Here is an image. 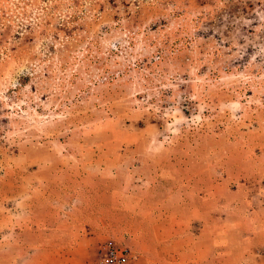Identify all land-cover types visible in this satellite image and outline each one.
Returning <instances> with one entry per match:
<instances>
[{
  "label": "rangeland",
  "instance_id": "1",
  "mask_svg": "<svg viewBox=\"0 0 264 264\" xmlns=\"http://www.w3.org/2000/svg\"><path fill=\"white\" fill-rule=\"evenodd\" d=\"M78 199L100 261L264 264V0H0V225Z\"/></svg>",
  "mask_w": 264,
  "mask_h": 264
},
{
  "label": "crops",
  "instance_id": "2",
  "mask_svg": "<svg viewBox=\"0 0 264 264\" xmlns=\"http://www.w3.org/2000/svg\"><path fill=\"white\" fill-rule=\"evenodd\" d=\"M17 200L16 203L24 202ZM78 203L80 206L65 211L56 210L54 223L48 222L50 214L44 216L36 209L26 210L23 217L15 210L8 225H0V229H7L0 232V264H100L95 238H87L84 233L82 217L86 209L81 200L78 199ZM258 210L264 218V206L257 207L254 212ZM3 221L0 217V223ZM262 226L264 230V224ZM198 241L199 238L192 234L178 232L165 244L159 241V249L164 253L158 252V248L155 251L145 249L124 264H242L240 261L246 258L238 257L228 246H216L209 228L208 251H191L196 250Z\"/></svg>",
  "mask_w": 264,
  "mask_h": 264
},
{
  "label": "built area",
  "instance_id": "3",
  "mask_svg": "<svg viewBox=\"0 0 264 264\" xmlns=\"http://www.w3.org/2000/svg\"><path fill=\"white\" fill-rule=\"evenodd\" d=\"M128 259L127 249L109 243L106 245L101 264H124Z\"/></svg>",
  "mask_w": 264,
  "mask_h": 264
}]
</instances>
